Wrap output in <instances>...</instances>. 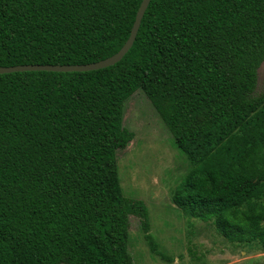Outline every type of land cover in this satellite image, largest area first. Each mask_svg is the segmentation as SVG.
I'll return each instance as SVG.
<instances>
[{
	"label": "trees",
	"instance_id": "trees-1",
	"mask_svg": "<svg viewBox=\"0 0 264 264\" xmlns=\"http://www.w3.org/2000/svg\"><path fill=\"white\" fill-rule=\"evenodd\" d=\"M142 0H0V67L116 54ZM264 0H151L117 64L0 74V264H133L129 217L160 254L116 152L138 90L189 163L172 201L229 244L264 253Z\"/></svg>",
	"mask_w": 264,
	"mask_h": 264
},
{
	"label": "rangeland",
	"instance_id": "rangeland-1",
	"mask_svg": "<svg viewBox=\"0 0 264 264\" xmlns=\"http://www.w3.org/2000/svg\"><path fill=\"white\" fill-rule=\"evenodd\" d=\"M263 91L264 62L257 71L255 93ZM122 126L133 134L130 145L116 152L122 194L144 203L150 234L167 258L150 252L139 219L130 216L128 249L133 264H264L263 252L229 244L210 223L187 219L173 203L174 190L190 166L140 90L125 102Z\"/></svg>",
	"mask_w": 264,
	"mask_h": 264
},
{
	"label": "water",
	"instance_id": "water-1",
	"mask_svg": "<svg viewBox=\"0 0 264 264\" xmlns=\"http://www.w3.org/2000/svg\"><path fill=\"white\" fill-rule=\"evenodd\" d=\"M151 0H142L135 16L130 35L121 49L111 57L88 65H20L13 67H0V74H9L15 72H57V73H72V72H89L104 69L117 64L127 54L132 47L137 32L140 27L143 15ZM130 145V142L126 146Z\"/></svg>",
	"mask_w": 264,
	"mask_h": 264
}]
</instances>
